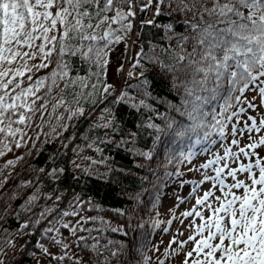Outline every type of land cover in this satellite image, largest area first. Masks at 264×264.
I'll use <instances>...</instances> for the list:
<instances>
[{"label": "trees", "instance_id": "1", "mask_svg": "<svg viewBox=\"0 0 264 264\" xmlns=\"http://www.w3.org/2000/svg\"><path fill=\"white\" fill-rule=\"evenodd\" d=\"M132 2L136 13L130 18L132 31L119 32L124 39L105 49L108 54L104 59L109 61L121 44L134 40L139 47L126 65L120 87L103 91L107 65L103 71L96 66L95 50L90 59L79 52L65 56L69 77L58 79L59 88L53 86L51 93L46 94L47 87L40 89L37 96L42 99L37 105L44 103L46 108L33 116L30 126L14 125L26 134L23 139L19 134L9 138L12 150L0 156L3 264H32L39 245L46 243L60 250L53 259L64 256L63 260L54 259L56 264H152L153 235L160 222L159 196L180 171V153L192 146L187 137L177 138L166 124L173 118L186 122L175 109L181 107L184 85L191 77L180 70L187 61L181 62L179 57L190 53L193 43L184 44L182 51L178 38L191 33L185 21L193 16L180 11L174 0L159 4V15L158 0L143 10L148 0ZM185 2L191 4L192 0ZM206 4L211 7V0ZM149 20L153 23L148 24ZM119 27L112 25L113 29ZM105 30L102 26L96 34ZM81 43L87 51L96 42ZM53 67L55 63L36 72L34 78L47 76ZM77 79L96 84L98 90L73 85L72 80ZM48 84L51 81H46ZM80 92L92 95L85 98L77 95ZM62 98L64 104L53 110ZM78 107H83L84 115L69 119ZM218 136L213 134L214 139ZM16 141L21 147H15ZM9 160L14 163L9 165ZM65 211L77 215L62 216ZM63 223L69 228L62 227ZM73 227L77 229L74 236ZM47 228L59 231L45 234ZM60 236L69 238L73 252L63 246ZM53 238L62 243L56 244ZM17 243L22 246L19 256L7 257Z\"/></svg>", "mask_w": 264, "mask_h": 264}, {"label": "snow or ice", "instance_id": "2", "mask_svg": "<svg viewBox=\"0 0 264 264\" xmlns=\"http://www.w3.org/2000/svg\"><path fill=\"white\" fill-rule=\"evenodd\" d=\"M151 2L148 0L141 10ZM174 2L180 11L191 12L193 16L192 20L185 21L191 33L178 38L181 42L178 47L183 51V45L191 41L193 48L179 57L181 62L187 61L180 70L191 77L184 85L181 107L175 109L186 122L173 118L166 127L177 138L187 137L192 146L202 145L199 153L192 146L187 152L182 151L181 162H191L195 155L211 153L214 158L200 164L195 171L211 169L214 175L203 171L202 179L188 182L194 185L192 193L206 182L211 187L195 198V205L202 210L193 207L182 213L184 217L199 218L200 223L191 221L193 230L187 238L174 239L171 243L178 244L175 253H183L182 264H264V156L256 151L264 149V134L249 136L252 142L243 147L237 138L245 131L261 133L264 130V118L257 122L250 115L247 117L250 124L245 121L243 127L238 126L241 115L257 107L247 100L246 91H255L260 106L264 107V0H211V7L206 0H192L191 4L185 0ZM161 3L165 0H158L157 15ZM135 14L132 0H0V135L3 136L0 156L12 150L9 138L19 134L23 139L26 134L14 125L30 126L33 116L46 108L44 103L37 105V100L42 99L37 96L40 89L47 87L46 94L51 93L53 86L59 88L58 79L69 77L70 64L65 62V56H76L79 52L90 59L89 54L95 50L94 63L103 71L108 64L104 59L108 54L105 49L124 39L119 32L132 31L130 18ZM114 24L120 27L113 29ZM102 26L106 30L98 36L96 30ZM166 27L170 29L171 25ZM82 41L96 43L83 51ZM53 63L55 67L47 76L34 78L36 72ZM46 81L51 84L46 85ZM72 84L97 89L96 84L89 85L84 79L72 80ZM110 87L106 85L103 91L108 93ZM77 95L87 98L92 93ZM64 102L63 98L59 100L53 110ZM78 115H84L83 107L73 111L69 119ZM234 118L236 123L229 128ZM214 133H218L220 140L231 136L230 143L238 150L221 144L223 154L213 152L212 146L218 143ZM15 147H21L19 141ZM243 158L254 159L245 163ZM13 163L8 161L9 165ZM70 215L77 213H62V216ZM62 227L67 229L69 224L63 223ZM44 231L47 234L59 229ZM70 231L74 236L77 229L73 227ZM53 239L56 244L62 243ZM186 245L190 250L185 251ZM43 250L48 252L47 248ZM54 259L63 260L64 256Z\"/></svg>", "mask_w": 264, "mask_h": 264}, {"label": "rangeland", "instance_id": "3", "mask_svg": "<svg viewBox=\"0 0 264 264\" xmlns=\"http://www.w3.org/2000/svg\"><path fill=\"white\" fill-rule=\"evenodd\" d=\"M139 47L137 45V42L134 40H131L129 45L121 44L116 50H114L113 54L110 55L107 69H106V77H107V85H111L114 90L118 89L120 87V84L122 82V76L124 70L127 68V63L129 62V59H134L138 53ZM245 96L247 97V100L250 101L252 98L251 91H247L245 93ZM264 134V130H262L261 133H256L255 136L259 137L260 135ZM259 155L264 156V149H257L256 150ZM254 159V158H253ZM174 187H176L174 185ZM176 198H180V194H175L174 196L168 197L167 201H165V211L169 209L170 206H172L173 210L176 211V208L184 207L186 209L187 203L184 205V203H179L176 201L173 205V202ZM169 200V201H168ZM164 201V200H162ZM173 201V202H172ZM172 202V203H171ZM193 207H196L197 210H202L201 206L195 205ZM193 207H190L191 210ZM205 215H207V212H205ZM188 220L191 222V218L187 217ZM179 221V220H178ZM196 223H200L199 220H195ZM190 222L187 223V220L185 223H187V228L191 232L193 230V226H190ZM178 225H183L181 222L177 223ZM177 226H175L176 228ZM186 235V232H184ZM169 234V233H168ZM167 232H163L161 236V244L159 246L158 254L153 258L152 264H160L161 261H163V264H177L179 263V260H183V253H175L174 246H170L171 243L167 240L169 238V235ZM178 236V233L176 234ZM184 236V235H183ZM183 236H179L182 238ZM60 238L63 240V244L69 246L70 251L73 252V244L70 242L69 238L67 236H60ZM179 238V240H180ZM22 241V239H20ZM171 241V240H170ZM45 243V242H44ZM14 244V242H13ZM21 244L18 243L14 245L13 248L8 250L7 257L15 259L19 256V253L21 252ZM47 248L48 252L46 253L43 249ZM168 249V251H167ZM190 250L188 246H185V251ZM60 250L54 246L51 245V243H46L43 247L39 248L38 251L35 253L32 264H56L57 260L53 259V254L59 253ZM11 255V256H9Z\"/></svg>", "mask_w": 264, "mask_h": 264}, {"label": "bare ground", "instance_id": "4", "mask_svg": "<svg viewBox=\"0 0 264 264\" xmlns=\"http://www.w3.org/2000/svg\"><path fill=\"white\" fill-rule=\"evenodd\" d=\"M201 146V145H200Z\"/></svg>", "mask_w": 264, "mask_h": 264}]
</instances>
